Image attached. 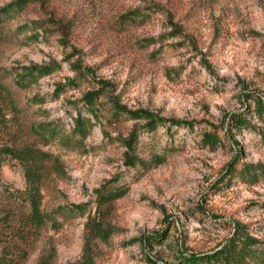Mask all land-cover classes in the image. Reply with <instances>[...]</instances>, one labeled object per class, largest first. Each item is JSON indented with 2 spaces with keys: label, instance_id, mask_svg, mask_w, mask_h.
I'll use <instances>...</instances> for the list:
<instances>
[{
  "label": "rangeland",
  "instance_id": "374dc122",
  "mask_svg": "<svg viewBox=\"0 0 264 264\" xmlns=\"http://www.w3.org/2000/svg\"><path fill=\"white\" fill-rule=\"evenodd\" d=\"M48 64L56 70L30 87L13 84ZM0 79L10 92L0 143L34 156L40 209L56 221L22 264H190L238 231L264 248V0H33L4 26ZM115 106L163 122L147 132L143 113ZM236 116L247 126L233 127ZM133 134L143 163L130 167ZM244 166L262 168L252 179ZM107 185L126 193L97 208ZM27 188L18 162H0V197ZM74 204L83 215L58 210Z\"/></svg>",
  "mask_w": 264,
  "mask_h": 264
},
{
  "label": "trees",
  "instance_id": "16d2710c",
  "mask_svg": "<svg viewBox=\"0 0 264 264\" xmlns=\"http://www.w3.org/2000/svg\"><path fill=\"white\" fill-rule=\"evenodd\" d=\"M33 0H13L0 8V39L4 34V26L10 20L18 16L26 9L29 3ZM122 18L129 19L130 15H125ZM57 65L48 64L44 66L34 65L28 68H23V72L15 73L13 76V84L18 89H26L33 83L37 82L42 77H45L55 71ZM10 95L9 90L2 84L0 79V139L5 133L6 120L4 116V100ZM95 93H88L85 96L87 106L93 105L95 101ZM258 112L264 114V105L258 104ZM117 114H128L131 118H144L150 120L144 129L147 132H153L158 125L162 124L163 120L157 117H152L147 113L141 111H126L124 108L115 106ZM140 115V116H139ZM76 126L74 131L79 135H84L87 130L86 121L82 118L75 120ZM175 124V123H174ZM232 126L236 129H241L247 126L244 119L239 116L233 118ZM204 143L206 145L218 144V137L211 133L204 134ZM137 143V135L133 134L128 142V148L131 152L127 156L126 162L130 167L136 164L143 163L142 160L134 155L135 145ZM15 160L25 170V176L28 183V188L24 196L16 197L12 193H6L4 198L0 197V264H22L30 254V247L32 246V239L35 232L42 229L47 223L56 222L49 214L43 213L40 209L39 184L40 173L35 171L37 168L36 160L30 151L23 148L11 147L5 143H0V162L3 160ZM260 167L244 166L241 174L248 175V177L255 179L258 175ZM228 174L235 171L234 167ZM264 172V170H262ZM126 190L117 185L103 186L96 191L97 208L123 197ZM16 200L23 201V205H16ZM86 204L71 205L61 207L59 211H68L71 214L83 215ZM258 246V247H256ZM259 253H258V251ZM247 258L257 260L258 264H264V248L261 249L257 240L250 238L244 233H237L234 240H231L219 252L211 255L199 257H189L186 260L190 264H250ZM36 264H51V260L40 256Z\"/></svg>",
  "mask_w": 264,
  "mask_h": 264
}]
</instances>
